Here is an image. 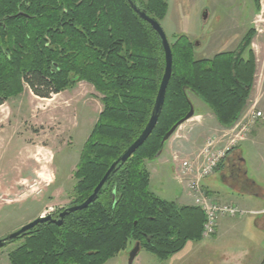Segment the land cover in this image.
Returning <instances> with one entry per match:
<instances>
[{"label":"trees","instance_id":"16d2710c","mask_svg":"<svg viewBox=\"0 0 264 264\" xmlns=\"http://www.w3.org/2000/svg\"><path fill=\"white\" fill-rule=\"evenodd\" d=\"M135 1L151 18L165 19L167 0ZM255 36L251 28L235 51L212 59H196L192 41L176 37L173 74L152 135L118 166L93 204L62 226H37L9 254L10 264H106L131 242L165 261L188 241H200L203 212L158 197L146 164L190 112L192 95L222 128L234 127L255 86ZM165 66L161 38L127 0H0V106L26 86L42 99L79 83L103 96L75 174L80 203L146 128Z\"/></svg>","mask_w":264,"mask_h":264},{"label":"rangeland","instance_id":"374dc122","mask_svg":"<svg viewBox=\"0 0 264 264\" xmlns=\"http://www.w3.org/2000/svg\"><path fill=\"white\" fill-rule=\"evenodd\" d=\"M167 3V14L161 26L169 42L173 43L180 35L187 36L195 45L196 59H212L217 54L235 51L247 32L254 28L259 6L256 0H167ZM251 48L257 59L255 88L244 113L254 109L261 111L263 117L248 135H242L245 140L235 149L256 137L257 148H243V158L247 162V176L264 188V37L255 36ZM102 99L103 96L87 83H79L50 99L35 96L26 86L22 94L0 106V239L48 214L50 209H61L76 199L77 165L103 111ZM191 100L196 114L203 116L195 122H207L209 125L208 133H201V141L208 134L219 140L223 138L225 133L214 123V115L208 106L195 95ZM237 133L238 130L230 135L234 138ZM229 139L224 138L222 142ZM182 148L176 153L180 160L192 158L200 152L188 156ZM153 162L158 173L154 174L151 191L166 201H186L188 196L172 171V160ZM207 182L216 198L232 200L227 196L229 189L221 174L210 177ZM247 188L253 193L258 192L252 187ZM236 198L243 210L252 212L253 209L264 208V204L254 203V198ZM243 218L246 223L251 221V226L247 228L250 236L246 234L249 237L245 242L249 256L240 264H261L264 259V231L255 229V221L263 219L264 214L251 216L248 213ZM21 244L22 241L0 249V264H10L9 254ZM135 244L131 242L125 252L106 264H129ZM238 248L231 246L228 252ZM226 260L230 264L231 259ZM198 264H216V261L205 259Z\"/></svg>","mask_w":264,"mask_h":264},{"label":"crops","instance_id":"0c3cea01","mask_svg":"<svg viewBox=\"0 0 264 264\" xmlns=\"http://www.w3.org/2000/svg\"><path fill=\"white\" fill-rule=\"evenodd\" d=\"M201 117L203 116L198 115L181 126L175 133V135L166 143L162 155L154 161L159 162L160 160H162L163 162H167L170 158L173 164L172 171L175 175L177 163L174 162L173 157L177 152H180L183 149L182 147L185 148L183 152L188 156H192L193 154H197L199 151H201L202 148H204V146L206 145L207 140L212 136H209L208 134L206 135L204 141H201V133L204 131V134H207L209 126L207 122L205 124L200 121L195 122ZM214 121V123L221 129V131L224 132L227 130L219 125L215 117ZM214 123L213 126L215 125ZM178 147L180 150L178 149ZM245 147H251L250 150H253V148L256 149V137H252V139H250V142L246 143L244 146H241V148L233 150L228 155L226 160H224L221 169L214 175L216 176L221 174L223 176L224 182L229 189L227 190L228 195H225L231 197L232 200H230V198L225 200L216 198L214 195H212L211 186L207 182L209 178L203 182L205 190L221 203L240 206V204L238 203V199L236 198L237 196L254 198L256 199L254 203L261 205L264 204V188L260 186L255 180L247 176V162L243 158V148ZM165 153L167 158L163 159ZM146 167L150 172L152 183L154 174H157L158 171L156 169V166L154 167L153 161L148 162L146 164ZM237 174H240V176H237ZM247 187L257 189L258 192L253 193L252 190H248ZM184 192L186 194L185 190ZM177 203L180 205L194 206L192 200L188 197L186 201H178ZM252 212H254L255 214L249 213L251 214V216L262 215L264 214V208L253 209ZM243 217L244 216L238 218H220L218 221L217 233L213 238L208 240L201 239L200 241H188L181 251L172 255L165 261H162L158 258H152L153 256L146 250L145 254H142L144 250L141 249L134 261V264H144L145 260L147 262H152L151 264H198V261L205 259L206 261L207 259L215 260L216 264H229V260L226 259H231L230 264H240V261L245 259L246 256H249V251L248 248L245 247V242L246 239L248 240V237L250 236V230L247 228H250L251 226V221L249 223H246L244 222ZM255 229H257L259 232L264 231V218L255 221ZM246 234H249V236L246 237ZM229 244L231 246H237L239 248L230 253L228 252V249L231 247ZM263 261L264 259L262 260L261 264L263 263Z\"/></svg>","mask_w":264,"mask_h":264},{"label":"built area","instance_id":"2783aa9c","mask_svg":"<svg viewBox=\"0 0 264 264\" xmlns=\"http://www.w3.org/2000/svg\"><path fill=\"white\" fill-rule=\"evenodd\" d=\"M258 2L259 6L253 29L259 38L264 37V0H258ZM262 117L263 113L254 109L246 114L243 113L234 127L224 131L223 138L219 140L216 136L210 137L204 148L196 156L183 160H180L177 154L173 157L174 162L177 163L176 180L183 186L193 205L204 214L205 222L202 233L204 239L216 235L220 218H238L248 213L255 214L243 210L237 205L216 201L205 190L203 182L217 173L228 155L241 141L245 140L242 135H248ZM237 130L238 133L232 138L230 133H235ZM228 137L230 138L229 141L223 143L222 140Z\"/></svg>","mask_w":264,"mask_h":264},{"label":"water","instance_id":"95a60500","mask_svg":"<svg viewBox=\"0 0 264 264\" xmlns=\"http://www.w3.org/2000/svg\"><path fill=\"white\" fill-rule=\"evenodd\" d=\"M127 1L129 2L132 9L138 14V16L143 21L147 22L153 28V30L159 35V37L161 38V41H162V46H163L164 53H165L166 66H165V72H164V75H163V78L161 81V85H160V88H159V91L157 94L154 109H153L151 118H150L146 128L144 129V131L140 135V137L123 153V155L118 160H116L111 165L109 170L104 175L103 179L100 181V183L94 189L91 196L83 204H81L79 206L71 207V208L67 209L66 211H64L60 215V221L56 222V224L59 226L63 225L64 219L66 216L70 215L71 213L82 211V210L88 208L89 205L93 204L97 200L99 194L102 192V190H103L104 186L106 185V183L108 182L110 176L115 172V170L118 168V166L120 164L126 163L134 155V153L152 135L153 131L155 130V128L158 124L160 115H161L162 110H163V106H164L165 99H166L167 88H168V85L170 83V80H171L172 74H173V53H172L171 45H170V42L167 38L165 31L163 30V28L161 26V23L158 22L156 19L148 16L146 12L142 11L138 7L137 2L135 0H127ZM195 117H196V110H195L194 105L192 104L191 110L185 116V118L180 120L177 124H175L171 128V130L169 132L166 133V135L164 136V138L162 140V145L165 146L166 143L175 135V133L178 131V129L181 126H183L184 124H186L187 122H189L190 120H192ZM162 152L163 151H161L157 154L156 159H158L162 155ZM50 220H51V216H47V217L40 216L35 221L23 226L21 229L17 230L16 232L6 236L3 239H0V249L3 248L4 246L8 245L9 243L13 242V241L23 239L28 234V232L31 231L32 229H34L36 226H38L39 224L49 222ZM140 250H141V244L136 243L135 247L133 248V250L130 253L129 264H134V261L137 258Z\"/></svg>","mask_w":264,"mask_h":264},{"label":"flooded vegetation","instance_id":"af4514ba","mask_svg":"<svg viewBox=\"0 0 264 264\" xmlns=\"http://www.w3.org/2000/svg\"><path fill=\"white\" fill-rule=\"evenodd\" d=\"M68 91V90H67ZM240 172H241V170H240ZM237 176H240V174H237ZM90 197V196H89ZM88 199V198H87ZM79 200H80V197L78 198V197H76V199H74L71 203H69L67 206H65V207H62L61 209H58V210H54V209H50V212L48 213V214H46V215H42V216H44V217H47V216H51V220L49 221V222H46V223H43V224H54V225H57L56 224V222H58V221H60V215L64 212V211H66L67 209H69V208H71V207H74V206H79V205H81V204H83L84 202H82V203H80L79 202ZM72 214V213H71ZM70 214V215H71ZM70 215H68V216H70ZM68 216H66L65 217V219L68 217ZM65 219H64V221H65ZM36 220V219H35ZM34 220V221H35ZM31 223V222H30ZM63 224H64V222H63ZM39 225H42V224H39ZM38 225V226H39ZM59 226V225H58ZM62 226V225H61ZM37 227V226H36ZM35 227V228H36ZM22 228V227H21ZM20 228V229H21ZM34 228V229H35ZM34 229H32L31 231H29L28 232V234L27 235H29V234H31L32 232H33V230ZM26 235V236H27ZM25 236V237H26ZM6 236H4V238H5ZM24 237V238H25ZM23 238V239H24ZM1 239H3V238H1ZM23 239H19V240H16V241H13V242H11V243H9L8 245H6V246H4L3 248H5V247H8V246H10V245H12V244H14V243H16V242H20L21 240H23ZM2 249V248H1Z\"/></svg>","mask_w":264,"mask_h":264}]
</instances>
